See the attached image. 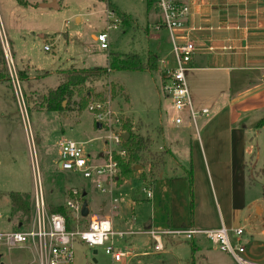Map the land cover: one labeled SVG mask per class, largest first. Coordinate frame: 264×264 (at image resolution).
<instances>
[{
  "label": "rangeland",
  "instance_id": "obj_1",
  "mask_svg": "<svg viewBox=\"0 0 264 264\" xmlns=\"http://www.w3.org/2000/svg\"><path fill=\"white\" fill-rule=\"evenodd\" d=\"M25 1L28 6L21 5L18 0H0V16L4 32L11 44L17 71L24 73L23 79L19 76V80L28 107L29 126L37 144V161L47 200L55 203L63 202L64 195H68L72 191L71 188H77L86 191V201L92 214L104 217L107 200L109 202V199L117 197L118 209L130 214L131 217L129 201L132 190L138 185L137 182L133 181L132 184H127L119 190L113 189L111 195L109 190L108 193L100 192L95 181L82 179L59 168L58 141L70 138L80 142L93 159V163H104L109 152L119 149L112 140L107 139L110 131L113 133L118 130L123 131V127L114 128L113 119L130 120L134 132L144 138L154 139H156L154 126L163 119L166 123V136H169L166 138L168 146L175 152L178 161H186L191 155L190 144L184 137L182 138L185 140L178 138L180 133L175 131L173 124H170L173 127L169 126L174 111L171 102L165 96L160 73L115 71L107 80L92 85L87 84L82 88L81 94L84 95L88 90L100 93H93V97L82 112L76 105L80 95L74 97L70 104L71 113L67 117L65 114L40 110L39 100L48 89L58 85L55 73L58 70L104 67L107 65L110 53L138 54L143 61H146L148 54L152 52L158 55V67L162 68L160 60L167 58L171 60L173 57L170 55L172 45L169 33L162 29L159 36L155 35V26L161 13L154 7H149L147 0H108L129 16L133 23L128 24L123 23L119 17L109 11L106 2L57 0L58 8L43 9L38 7L42 0ZM102 32L107 33L108 49H102L100 43L91 37ZM42 34L46 37L43 38ZM45 44H52L51 51L44 50ZM2 58L4 59V56ZM21 59L30 60L32 65L27 63L26 66ZM45 71L48 72L47 74L50 73L46 78ZM7 74L9 76L8 70ZM162 77L164 80L165 75L163 74ZM8 78L9 81L6 79L0 81V212L5 217H9L11 212V202L7 193L18 192L31 198L34 193L28 128L22 120L10 76ZM98 104L101 105V109L94 111L90 109L91 106ZM98 123L101 124V129L97 128ZM191 124L188 131L191 130L195 138L196 127ZM199 125L202 127L201 122ZM38 137H41L42 142L38 141ZM253 139L255 143L258 140L262 147L260 153L262 167L264 166V133L261 137L257 135ZM216 145L219 146V143L217 142ZM211 146H213L212 142ZM156 147V145L151 146L152 152H157L154 151ZM172 165L174 160L170 159L168 166ZM249 166L252 167L251 163ZM250 173L252 180H258L256 186L251 187V191L257 195L262 194L264 169L254 168ZM114 185L121 184L115 182ZM52 189L53 194L50 193ZM139 193L141 198L147 197V192L144 193L142 188ZM253 193L251 194L254 195ZM149 209L150 205L143 203L140 207H135V214L147 216ZM11 219L12 223L5 221L0 230H16L19 218L15 216ZM140 225L138 222L133 230L116 229L135 233L114 239L115 250L127 252L132 256L127 263H113L105 252V246L87 248L79 244L76 247L73 264H175L174 255H163L154 251V242L146 232L148 229L140 228ZM232 240L234 241L233 238ZM164 242L165 245L167 241ZM185 248L188 247H182L180 254ZM166 249H169L168 245ZM145 252L150 256L143 257ZM0 255H3L1 261L5 264H37L32 254L20 249L10 252L0 249Z\"/></svg>",
  "mask_w": 264,
  "mask_h": 264
},
{
  "label": "crops",
  "instance_id": "obj_2",
  "mask_svg": "<svg viewBox=\"0 0 264 264\" xmlns=\"http://www.w3.org/2000/svg\"><path fill=\"white\" fill-rule=\"evenodd\" d=\"M51 2L53 0H42L38 7L47 9L42 5ZM184 2L189 5L190 15L184 29L177 32V36L190 40L195 46L191 68L186 73L187 85L193 109L196 112L208 109L209 115L197 117L195 138L191 130L188 131L192 126L188 113L185 114L182 125L173 123L174 115L170 119L169 126L173 127L170 125L173 124L175 131L180 133L178 138H185L190 144L191 155L186 161L176 159L175 152L166 142L169 137L166 136V123L160 119L159 124L154 126L156 139H150L157 146L154 151H165L167 157L166 165L159 173L156 183L149 187L147 182L137 177L120 186H107L106 192L109 190L111 195L113 189L119 190L133 181L138 184L132 190L129 201L131 217L118 209L117 197H113L109 202L106 199L107 211L101 218L111 220L113 227L119 230H133L138 222L141 224L140 228L148 230H218L225 227L232 232L242 228L244 235L241 239L246 246V258L264 264V190L258 195L251 191L258 180H252L250 173L254 168L264 169V166H260L262 147L258 140L255 143L253 139L264 133V127H256L264 118V0ZM148 6L157 10L151 3ZM160 18L161 16L158 22ZM160 31L162 29L157 30L155 27V35L159 36ZM99 34H93L92 39L98 41ZM41 36L46 37L44 34ZM170 42L172 45L171 36ZM46 45L50 46L51 51L52 44H45L44 47ZM149 54L158 59L157 54ZM170 55L173 57L171 60H160L163 66L159 67L158 72L165 96L171 102L165 85L168 71L176 67L173 47ZM23 61L26 66L27 63L31 64L30 60ZM61 71L72 70L60 69L55 72L58 84V74ZM93 93L100 92H90L92 97ZM70 113L65 114V117ZM91 116L93 117L92 114ZM37 139L42 142L41 137ZM217 142L219 146L216 145ZM170 159L174 160L172 166H168ZM189 173L192 174V185ZM140 188L144 193L151 191L152 197L141 198ZM50 193L53 194L54 190ZM65 200L64 195L63 202ZM143 203L150 205V212L144 217L135 214V207L138 208ZM232 238L235 240V237ZM166 241V251L161 254L174 255L175 264H238L231 255L222 252L203 235H197L190 243L170 238ZM167 245L169 249H166ZM185 246L188 248L180 254L181 248ZM149 256L147 252L143 253V257Z\"/></svg>",
  "mask_w": 264,
  "mask_h": 264
},
{
  "label": "built area",
  "instance_id": "obj_3",
  "mask_svg": "<svg viewBox=\"0 0 264 264\" xmlns=\"http://www.w3.org/2000/svg\"><path fill=\"white\" fill-rule=\"evenodd\" d=\"M161 13V18L155 26L157 30L164 29L169 32L172 40L173 53L176 58V67L167 73V84L165 90L168 93L174 111L173 123L177 126L184 123L185 114L188 113L189 121L196 126V119L199 115H209L208 109L196 112L191 103V97L187 85L186 73L191 68L195 46L190 40L178 37L177 32L185 27V22L190 15V8L184 0H148ZM101 48L107 49V33L97 36ZM0 44L6 68L12 81L18 108L22 120L28 128V145L32 158L34 193L32 196V215L30 219H25L22 223H17L16 230H0V249L8 252L14 249L24 250L34 256L37 264H73L76 257V247L79 244L87 248L105 246V252L111 257L113 263H127L132 256L127 252L114 249L115 237L124 238L126 235H133L134 232L117 231L114 229L111 220L101 218L89 213L87 217L82 215L84 201L82 196L85 190L71 188L72 191L66 194V200L61 203L68 216L50 211V204L47 200L45 189L42 185L41 172L37 161V144L35 136L29 126V112L24 98L23 90L19 80L11 44L0 16ZM45 51L50 50V46L44 47ZM92 111L101 109V105L91 106ZM99 117L101 115L99 114ZM125 121V120H124ZM122 120L113 119L114 128H122ZM125 131L118 130L116 133L110 131L108 140H112L118 150L109 152L104 163H93V159L87 154L84 145L74 140H60L61 170L68 171L74 176L86 180H93L101 192H106V187L115 184L120 174V168L115 156L127 157L126 150L122 147L123 138L121 134ZM95 160H98L95 158ZM147 197H152L151 191H146ZM12 223V219L5 217L0 212V227L4 222ZM232 233V234H231ZM148 234L154 242V251L162 253L164 251V241L166 239H176L179 241L192 242L197 235H203L207 240L217 245V247L231 255L238 264H261L246 258V246L242 243L244 230H235L222 227L218 230L196 229V228H164L151 229ZM232 236L235 240H232ZM3 257V255H0Z\"/></svg>",
  "mask_w": 264,
  "mask_h": 264
},
{
  "label": "trees",
  "instance_id": "obj_4",
  "mask_svg": "<svg viewBox=\"0 0 264 264\" xmlns=\"http://www.w3.org/2000/svg\"><path fill=\"white\" fill-rule=\"evenodd\" d=\"M18 1L21 5H29L25 0ZM97 1L106 2L109 11L119 17L123 23L130 24L131 19L129 16L121 12L108 0ZM2 56L3 53L0 48V81L4 79L9 81L7 68ZM158 70V59L152 54H149L147 60L143 61L138 54L110 53L107 65L104 67L59 72L58 86L48 89L44 95H41L39 107L40 110L43 111L64 115L71 112L72 109L70 108V104L73 98L80 95V100L76 105L78 110L82 112L87 107V104L92 97L90 94L92 91L90 90L84 95L83 93L81 94L82 88L87 84L92 85L96 82L107 80L115 71L158 72ZM38 71L43 70L38 69ZM45 73L44 77L49 75L47 74L48 72L45 71ZM19 76L23 79V71H19ZM99 101H103V99H99ZM122 127L123 131L129 133L128 140H123L121 144L127 152V157L123 159L118 155L115 156L120 168V174L116 179V182L123 184L127 180L138 177L147 182L149 187H152L156 183L159 173L166 165L167 152H152L151 146L153 145V141L150 138H144L134 132L130 120L126 119L123 122ZM256 127L258 129L264 127V118L258 122ZM138 167L142 169V171ZM189 177L192 185L191 173H189ZM7 195L11 202L9 218L11 219V217L16 216L19 218V223H22L25 219H30L32 215V198L27 195L19 194L18 192H9ZM86 196H82V201H86ZM50 211L68 216L66 209L62 204H50ZM193 253L194 252H192V254Z\"/></svg>",
  "mask_w": 264,
  "mask_h": 264
},
{
  "label": "water",
  "instance_id": "obj_5",
  "mask_svg": "<svg viewBox=\"0 0 264 264\" xmlns=\"http://www.w3.org/2000/svg\"><path fill=\"white\" fill-rule=\"evenodd\" d=\"M45 8H58V4L56 0H53L51 3H46L42 5ZM97 128L101 129V124H97ZM121 137L123 138L124 141H127L129 138V133L128 132H123L121 134ZM59 168H61V165L59 164ZM83 196H86V193L83 194ZM90 213V208L89 204L87 201H84L83 208H82V215L84 217H87ZM2 256H0V264H5L4 262L1 261Z\"/></svg>",
  "mask_w": 264,
  "mask_h": 264
}]
</instances>
